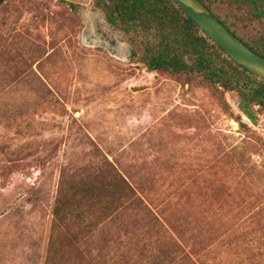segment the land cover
I'll return each mask as SVG.
<instances>
[{"label": "rangeland", "instance_id": "rangeland-1", "mask_svg": "<svg viewBox=\"0 0 264 264\" xmlns=\"http://www.w3.org/2000/svg\"><path fill=\"white\" fill-rule=\"evenodd\" d=\"M128 39L94 0L0 5V264H264V109L148 72ZM118 178L121 218L53 215Z\"/></svg>", "mask_w": 264, "mask_h": 264}, {"label": "trees", "instance_id": "trees-1", "mask_svg": "<svg viewBox=\"0 0 264 264\" xmlns=\"http://www.w3.org/2000/svg\"><path fill=\"white\" fill-rule=\"evenodd\" d=\"M4 1L0 0V5ZM199 1L234 36L264 57V0ZM94 2L104 12L107 22L128 35L135 48L142 45V61L148 72L199 75L213 88L224 107H228L225 94L236 91L248 117H252L254 105L264 109V79L235 63L173 0ZM113 181L78 183L70 187V195L61 191L53 215L60 221L72 217L80 223L87 222L90 228L93 226L89 222L91 219L103 224L109 219L121 218L130 205V200L126 199L132 198V189L124 178ZM178 261L176 255H167L157 259L155 264H176Z\"/></svg>", "mask_w": 264, "mask_h": 264}, {"label": "water", "instance_id": "water-1", "mask_svg": "<svg viewBox=\"0 0 264 264\" xmlns=\"http://www.w3.org/2000/svg\"><path fill=\"white\" fill-rule=\"evenodd\" d=\"M238 65L264 79V57L255 53L199 0H173Z\"/></svg>", "mask_w": 264, "mask_h": 264}]
</instances>
